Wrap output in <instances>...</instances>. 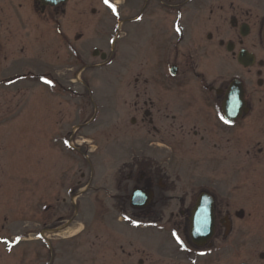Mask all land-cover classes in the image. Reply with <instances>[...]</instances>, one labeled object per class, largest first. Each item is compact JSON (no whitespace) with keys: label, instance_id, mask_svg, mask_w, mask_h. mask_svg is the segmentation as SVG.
<instances>
[{"label":"flooded vegetation","instance_id":"1","mask_svg":"<svg viewBox=\"0 0 264 264\" xmlns=\"http://www.w3.org/2000/svg\"><path fill=\"white\" fill-rule=\"evenodd\" d=\"M73 1L0 0L1 121L17 112L21 76L34 85L62 76L51 62L66 63L63 76H70L53 94L83 96V15L77 5L67 15ZM111 1V71L115 76L124 37L129 125L117 191L96 197L121 216L97 223L106 238L97 239L95 254L107 255L108 264H264V0ZM26 61L34 67L15 72ZM60 107L57 124L65 118ZM4 179L0 158L1 199L10 191ZM198 208L210 213L202 244L192 237ZM75 222L52 209L0 217V252H13L15 264H66L69 243L61 234Z\"/></svg>","mask_w":264,"mask_h":264},{"label":"rangeland","instance_id":"2","mask_svg":"<svg viewBox=\"0 0 264 264\" xmlns=\"http://www.w3.org/2000/svg\"><path fill=\"white\" fill-rule=\"evenodd\" d=\"M76 5L82 8V28L84 25L83 96L76 98L67 93L61 97L53 94L56 91L60 93L59 88L63 83L64 88H67L66 80L70 76H63L67 72L66 63L59 62L58 65L57 62H51L48 65L52 72L56 70L62 73V76H52L57 80L49 81L50 84L45 82V77L37 78L38 82L34 85L30 83V76H21L17 112L12 117L0 120L1 169L6 179L3 183L10 190L3 192V199L0 198V201L8 202L10 206L0 207V217H27L32 213L41 217L52 209L54 216L61 214L68 221L81 223L61 234L67 237L69 243L66 264H108L107 255L95 254L97 239L101 238L102 242L106 238V233L100 230L97 223L101 218L103 223H107L106 218H120L121 215L111 208H101L96 197L99 194L104 197L106 191L110 194L117 191L115 181L120 178L118 168L127 153L124 138L129 123L124 100L125 89L128 88L126 83L131 76H127L124 71V37L117 44L115 76L111 71L110 30L116 19L112 14L114 3L111 0L107 4L104 0H75L67 4V15L75 12L73 9ZM120 8L118 18L123 16L126 6ZM92 9L94 12H91ZM59 21L63 23L65 20L59 18ZM123 30L121 28L120 36ZM53 41L55 48V38ZM93 49L99 50L106 58L102 60L92 56ZM55 50L53 55H57V51L61 53L60 49ZM96 64L98 67L94 66ZM17 67L15 72L27 73L34 63L20 62ZM43 69L44 66L41 67ZM76 88L73 87L74 90ZM61 105L65 110V118L62 124H57L59 116L56 112ZM112 137L118 140L115 144L111 141ZM104 200L109 199L106 197ZM49 203L50 211L46 213L45 206ZM128 213L124 216H128ZM168 215L169 211L166 217ZM146 231L156 235L161 230ZM73 234L77 235L72 237ZM160 248L159 244L157 249ZM147 249L149 251L145 253L151 254L150 251L156 246L154 244ZM12 255L13 252L1 250L0 264H15Z\"/></svg>","mask_w":264,"mask_h":264},{"label":"water","instance_id":"3","mask_svg":"<svg viewBox=\"0 0 264 264\" xmlns=\"http://www.w3.org/2000/svg\"><path fill=\"white\" fill-rule=\"evenodd\" d=\"M38 1H40L41 4L44 6L46 5L55 6L59 3H64L67 0H38ZM97 52H98L97 49L93 50V56H95ZM103 57H104V54L101 55L102 59ZM132 196H134V201L138 199V197H136L135 194H133ZM207 212L208 211H206L204 208L196 209V215H195L194 221L192 222V237H193V242L196 244H202L206 240L208 235L211 233V222L207 220L208 222L207 223L204 218L208 216L210 217V213L208 215ZM199 236L201 238H199Z\"/></svg>","mask_w":264,"mask_h":264},{"label":"snow or ice","instance_id":"4","mask_svg":"<svg viewBox=\"0 0 264 264\" xmlns=\"http://www.w3.org/2000/svg\"><path fill=\"white\" fill-rule=\"evenodd\" d=\"M104 2L107 4L108 3V0H104ZM113 11H115V8H113Z\"/></svg>","mask_w":264,"mask_h":264},{"label":"bare ground","instance_id":"5","mask_svg":"<svg viewBox=\"0 0 264 264\" xmlns=\"http://www.w3.org/2000/svg\"><path fill=\"white\" fill-rule=\"evenodd\" d=\"M66 232H67V231H66ZM66 232H65V233H66Z\"/></svg>","mask_w":264,"mask_h":264}]
</instances>
